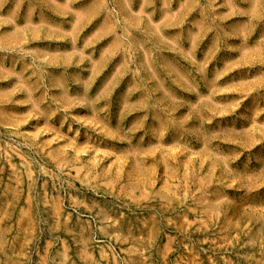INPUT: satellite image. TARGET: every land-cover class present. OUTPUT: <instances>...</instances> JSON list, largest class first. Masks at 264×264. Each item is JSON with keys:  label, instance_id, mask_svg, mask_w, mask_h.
I'll list each match as a JSON object with an SVG mask.
<instances>
[{"label": "rangeland", "instance_id": "rangeland-1", "mask_svg": "<svg viewBox=\"0 0 264 264\" xmlns=\"http://www.w3.org/2000/svg\"><path fill=\"white\" fill-rule=\"evenodd\" d=\"M0 264H264V0H0Z\"/></svg>", "mask_w": 264, "mask_h": 264}]
</instances>
